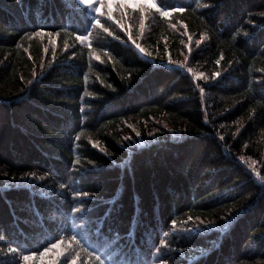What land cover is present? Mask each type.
Returning <instances> with one entry per match:
<instances>
[{
  "label": "trees",
  "instance_id": "obj_1",
  "mask_svg": "<svg viewBox=\"0 0 264 264\" xmlns=\"http://www.w3.org/2000/svg\"><path fill=\"white\" fill-rule=\"evenodd\" d=\"M166 2L147 32L115 16L129 40L77 0H0V249L89 232L105 264H264V0Z\"/></svg>",
  "mask_w": 264,
  "mask_h": 264
},
{
  "label": "snow or ice",
  "instance_id": "obj_2",
  "mask_svg": "<svg viewBox=\"0 0 264 264\" xmlns=\"http://www.w3.org/2000/svg\"><path fill=\"white\" fill-rule=\"evenodd\" d=\"M77 4L80 6V10L85 15H87L89 11L94 13L92 18L87 21L89 25L92 27L99 26L105 33L111 35L110 29L104 26L102 20L111 21L115 23L121 30L128 31L129 40H132L131 32L128 29H125V26L113 15V12L116 10V6H119L121 10H124L123 14L125 16L127 15L126 10L129 8L140 12L141 29H143L144 19L146 18L145 13L149 10H154L162 17H169L172 12L186 11V9L183 7H174L173 5L167 3L166 0H160L159 4L154 2V0H77ZM105 7L107 8L106 15ZM197 7L204 8L209 7V5L198 4ZM173 27L175 26L173 25ZM186 27L187 26L185 25V28ZM42 34V31H37L33 32L32 36H40ZM76 38L83 43L88 40V35H78ZM115 38L119 39V37ZM189 40L191 42V37H189ZM132 42L139 52L145 53V49L139 43H136L134 40ZM196 43L199 44L200 41H197ZM88 46L91 48L90 43ZM189 51L191 52V48H189ZM95 59L99 60L100 57L95 56ZM217 63H219V61H217ZM188 71H191V69H188ZM201 75L203 74L201 73ZM214 75L219 76L220 73L217 72ZM101 82L103 83V81ZM108 87L110 88L111 85H108ZM201 92H203V89H201ZM261 92H264V88H261ZM89 95L92 94L89 93ZM76 139H79V136H77ZM77 163H79V161H77ZM261 179H264V177H261ZM59 187L63 189L65 185L60 184ZM77 195L79 196L80 193H77ZM83 195L87 196L88 194L83 193ZM73 211L79 212L80 210L73 209ZM189 219H191V217H189ZM172 224L175 225V221H172ZM81 231H84V229H81ZM168 235V232L164 233L165 237ZM2 239L3 237H0V240ZM52 240L54 242L48 241L47 246L43 247L42 249L37 248V250L23 249L19 245L13 246L11 242H7V248L0 249V254L9 257V259L6 260L4 264H33L37 258H39L41 264H45L44 257L48 255L53 257L48 262V264H78L81 252H84L88 256L94 257L98 264H105V261L101 258V256L97 255V252L101 251L103 245L97 237L89 232L84 233V241L87 243V246H85V242H82V240L79 239L75 234L68 237L67 241H65L63 236L57 239L55 235H53ZM159 243L163 246L165 245V240L161 239ZM90 248L93 250L90 251ZM159 264H165L164 260L160 259Z\"/></svg>",
  "mask_w": 264,
  "mask_h": 264
},
{
  "label": "rangeland",
  "instance_id": "obj_3",
  "mask_svg": "<svg viewBox=\"0 0 264 264\" xmlns=\"http://www.w3.org/2000/svg\"><path fill=\"white\" fill-rule=\"evenodd\" d=\"M154 2H156L157 3V0H154ZM127 10H130V11H133V12H137V11H135V10H133V9H131V8H129V9H127ZM126 10V11H127ZM123 11L124 10H121L120 8H119V6H116V10L113 12V15L114 16H120V17H123ZM106 13H107V8L105 7V15H106ZM128 13V12H127ZM139 13V12H138ZM131 14H133V13H131ZM140 14V13H139ZM94 15V13L93 12H91V11H89V16L90 17H92ZM134 15V14H133ZM160 15V14H159ZM161 16V15H160ZM130 19L128 20L129 22H132L133 20H134V17H132V15H131V17H129ZM166 18H169V17H166ZM109 23H111L112 24V22H110L109 21ZM112 25H114V23L112 24ZM125 25L128 27V25L125 23ZM148 25H149V21H145V24H144V28L142 29V30H139V32H147L148 31ZM80 43H81V45L82 46H86V47H89L88 46V40L87 41H85V42H81L80 41ZM49 259V258H48ZM50 260V259H49ZM47 264H48V262H46Z\"/></svg>",
  "mask_w": 264,
  "mask_h": 264
}]
</instances>
